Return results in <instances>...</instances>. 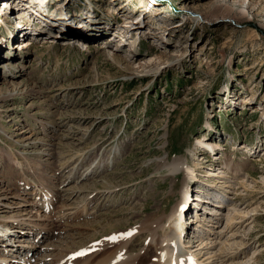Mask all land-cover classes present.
I'll use <instances>...</instances> for the list:
<instances>
[{
  "label": "rangeland",
  "instance_id": "374dc122",
  "mask_svg": "<svg viewBox=\"0 0 264 264\" xmlns=\"http://www.w3.org/2000/svg\"><path fill=\"white\" fill-rule=\"evenodd\" d=\"M161 1L0 0V179L14 202L0 212L15 213L25 197L29 219L46 225L28 234L45 247L22 252L25 260L50 263L57 246L93 245L111 225L128 231L169 213L186 181L183 214L194 221L185 240H196L187 250L202 256L246 233L224 264H264V0ZM21 25L27 35H13ZM116 146L108 168L60 184L72 166H98ZM95 186L108 191L86 205ZM12 229L6 235L22 237ZM143 234L133 251L146 245ZM2 243L0 260L11 254Z\"/></svg>",
  "mask_w": 264,
  "mask_h": 264
},
{
  "label": "bare ground",
  "instance_id": "6f19581e",
  "mask_svg": "<svg viewBox=\"0 0 264 264\" xmlns=\"http://www.w3.org/2000/svg\"><path fill=\"white\" fill-rule=\"evenodd\" d=\"M168 1L172 2L173 0H168ZM228 1H230V0H228ZM143 7H146V6L143 5ZM182 7H181V9H182ZM147 10H148V7H147ZM5 13L6 12H4L2 9H0V20L2 23H6V21H7L6 20L7 17H6ZM160 17L162 18L163 16H160ZM124 32H126V31H124ZM12 34L17 35V36L18 35L19 36L27 35V28H25L24 25L18 26L15 29V31L12 32ZM1 38L5 39L4 40L5 42H9L10 36H9V38H5L3 36ZM27 41L28 40H24L21 42L22 47H26L29 44V42H27ZM1 43H3V42L1 41ZM118 57H120V58H118ZM113 58L121 60L124 58V56H122V55L119 56L118 54H114ZM149 66H150V64H147L145 62V63H141L139 65V68H141V71H147V68ZM150 70H151V68L149 69V71ZM7 96H8V94H4L2 97L5 99V97H7ZM9 96H10V94H9ZM26 139H28V137ZM21 141H22V139H21ZM211 142L212 141H204V142L201 141L203 147H205L204 149H206V150L209 149V150L215 151L216 149L214 147V144H212ZM41 153L50 154V152H47V151L46 152L43 151ZM117 153H119L117 146L114 148H110V150L105 152L103 159L98 161L99 162L98 166H97V164L96 165L94 164V161L90 162L86 165H85V163H79L76 166L75 165L72 166L67 171L68 174L64 175V178L62 179L60 184H63V186L66 185L69 181L75 180L76 179L75 176H77V175L79 176L77 178L83 177L82 179H85V178L88 179L91 176H95V174L99 171V169L103 170L105 167L106 168L109 167V162H111L110 160L113 158L114 154L117 155ZM68 160L69 159L62 162V165L60 166L61 167L60 172L70 166V164L68 163L69 162ZM85 161L86 160H84L83 162H85ZM169 163L171 166L175 167L177 170H180L183 168V161L180 158H173L171 161H169ZM186 167L189 169L190 173H193L194 169L190 168L189 166H186ZM177 177H178V173L173 178L176 180ZM23 178H25L24 182L27 184V186L28 185L30 186L34 183V182L32 183V181H30V179H28L26 176H24ZM3 181H4L3 179H0V203L9 207L12 204H14V202L9 201V199H10L9 198L10 196H8L9 191L6 189H3V188H5L4 186H2ZM98 185H99V183H98ZM79 187H81V186H79ZM176 187H179V183L175 181L172 185V188L174 189ZM98 188H100V189H98ZM95 190H96L95 191L96 193L93 196H91L90 199H87L89 201L87 202L85 200V203H87L86 205H88V204L90 205L94 202L99 201L100 198H102L101 197L102 194L108 191L107 189L99 187V186H95ZM110 190H112V189H110ZM177 190H178L177 193H179L178 195L180 196V198L173 205V207L169 213H164L162 215H158L155 217L154 216L151 217V215H150L149 218L147 216V218H144L141 222H139L136 225H133L131 228H129L128 231L127 230L122 231L123 229H117L118 227L115 228L114 226L111 225L110 227H108V230L110 228H112V229L109 231H106L105 234H103V235L107 234L108 239L102 235L103 237H101L99 239V241H94L93 245H84V246H81L79 248L78 247L72 248L70 245H67V244L62 245L61 248L59 246H57V248H59V250L56 253L53 252L54 256L52 255L53 253L51 254L53 260L50 263H47V262H49L48 261L49 258H51V257H48V255L47 256L40 255L37 259H35L34 262H32V260L34 259L33 257L27 258L25 260V258L23 256H21V253L24 251H27V252L32 251V255H34L35 254L34 249H38L37 247H43V248L45 247V246H39L36 244L29 243V241H28L29 239H27V238L29 237V235H28L29 233L30 234L31 233L32 234L33 233H40L41 231L46 229L45 224H41V223H34L33 224L32 220L29 219V216L31 215L30 214L31 210H30V208H28V205L31 204V201H29L27 198L24 197V199H26V201H27L26 204L16 202L18 205L17 206L18 208H17V211L15 213H12L10 215H2V213L0 212V239H2L4 244H5V242H7L6 243L7 250H10V253H11V254H8L7 256H5L4 260L1 258L0 264H10V262H12V261L15 262L16 264H27V263L28 264H180L182 262V260L184 259V257H186L187 259L190 258L194 262V264H224L226 261L225 258L227 257V255L229 253H231V251L233 252L234 249H239L240 247H242L245 244L247 245L249 240L246 238V236H249V234L243 233L241 236H239L237 239H234L231 243H229L227 245L224 242L217 249H214L213 246L209 247L208 251L205 252L202 256L200 255L199 252H191V251L187 250L189 247H194V244L196 242V240H195V242H193V245H192V244L187 243L185 240V235L187 234V229H188L187 223L189 221H190V223H192L194 221L192 218H190L186 222V220L184 218L185 215L182 212V209L185 211L189 207V205L187 204V202H189L188 200H190L189 199L190 198L189 193H188L189 192V183L184 181L182 186L179 187ZM116 191H118V190H116ZM186 191H188V192H186ZM52 194L55 195L56 197L58 196V195H56V194H58L56 192H55V194L54 193H52ZM108 196H109V194H108ZM110 198H112V197L110 196ZM1 211L4 212L3 214H5L7 212V210H1ZM242 211H243L242 214H244V215H239V216L235 215L234 216L232 214H229L228 215V222L233 223L234 218H241V219L244 218V216L249 215V212L255 211V208L250 209V210H246L245 212H244V210H242ZM133 213L135 214L134 210H133ZM119 221L120 220H118V222ZM236 221H237L236 224L240 223V221L238 219ZM135 222H137V221H135ZM125 225H126V223H125ZM201 227H203V226H201ZM11 228H13L12 232L18 231V233L23 234L22 237L19 239H14L13 236H12V238L9 236L11 234L7 233V235H6V230H8V232H10ZM250 228L251 227H249V229ZM203 229L205 230L206 228H203ZM141 233L142 234L145 233V239H144L145 242L144 243L146 245L140 246L138 250H136L137 247L135 246L136 248H134V249L136 251H133L131 249V247H132L131 241L133 238H136L137 235L139 237V235ZM97 234H99V233H97ZM234 234H236V233H234ZM93 236H94V234H93ZM234 236H236V235H234ZM140 238H141V236H140ZM16 240L21 241V242L18 244H15L14 241H16ZM135 240L136 239H134V242H135ZM201 240H202V238H201ZM190 245H192V246H190ZM47 247L51 248L52 246L50 247L48 245ZM93 247H97V248L95 250L89 249V248H93ZM204 248H205L204 246H201L200 248L196 249V251L201 250L200 252H202V250ZM0 249H3V248H0ZM3 250H5V249H3ZM38 252H40V251H38ZM206 253H212L213 255H210L208 257H204L206 255ZM222 253H224L226 255H224V257H223L221 255ZM197 258L198 259L201 258V259L198 260ZM238 264H242V262L238 263Z\"/></svg>",
  "mask_w": 264,
  "mask_h": 264
}]
</instances>
